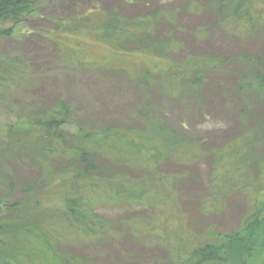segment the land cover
I'll return each instance as SVG.
<instances>
[{"label":"trees","instance_id":"1","mask_svg":"<svg viewBox=\"0 0 264 264\" xmlns=\"http://www.w3.org/2000/svg\"><path fill=\"white\" fill-rule=\"evenodd\" d=\"M51 1L0 0V40L11 36L15 26ZM263 5L264 0H227L226 16L236 23L237 30L241 29L237 23L242 21L249 23L251 30L264 22ZM171 16L156 10L127 17L94 7L58 20L51 39L68 66L88 64L122 73L145 91L154 77H161L173 91H199L206 73L226 60L211 54L174 58V36L154 37L159 23L175 25ZM88 44L101 46L109 56H90ZM248 61L254 71L242 80L240 88L246 96H264V58ZM29 70L22 59L0 52V95L17 90L28 79ZM74 116L67 102L59 99L32 110L24 122L0 132V255L11 263L49 264V258H55L60 264H85L81 256L59 248L61 243H93L114 234L109 219L99 213L100 205L130 207L155 200L163 210L178 177L163 173L162 164L173 160L193 166L203 156L197 142L149 109L138 116L136 125L87 124L77 126L73 134L67 133L65 126ZM262 132L264 128L247 132L212 152L217 173L201 202L205 211L219 210L226 195L233 193V186L246 195L249 216L239 228L219 235L217 241H208L211 236L206 235L202 238L205 244L196 246L178 238L185 242L181 250L175 245L169 247L177 264H264V151L253 163L249 157L250 151L259 153L258 148L264 146ZM98 157L104 160V168L97 165ZM21 159L31 172L19 179L5 162L18 163ZM251 167L258 172L252 180L246 176ZM16 192L21 197L12 199Z\"/></svg>","mask_w":264,"mask_h":264},{"label":"rangeland","instance_id":"2","mask_svg":"<svg viewBox=\"0 0 264 264\" xmlns=\"http://www.w3.org/2000/svg\"><path fill=\"white\" fill-rule=\"evenodd\" d=\"M220 2L224 5L220 6ZM226 5L227 0H52L13 27L11 36L0 40V52L22 59L30 69L28 79L17 90L0 95V132L24 122L32 110L63 99L75 115L65 126L67 133L73 134L77 126L87 124L136 125L138 116L149 109L203 149L200 162L193 166L179 165L173 160L162 164L163 173L178 177L167 194L170 202L163 210L155 200L130 207L102 204L99 213L109 219L114 234L93 243H61L59 249L81 256L85 264H177L169 247L175 245L181 250L185 242L178 238L196 246L204 245L202 238L206 235L212 237L208 241L216 240L219 235L239 228L249 216L251 208L246 195L233 186V193L222 200L221 209L201 208L208 183L217 173L212 152L227 147L247 132L264 128V96H246L240 88L242 80L250 78L254 71L249 58H264V22L251 30L246 21L238 22L244 31L237 30L236 23L226 16ZM94 7L127 17L156 10L170 13L175 25L159 23L154 37L174 36V58L184 60L188 54H211L226 61L206 73L196 92L189 88L173 91L161 77L152 78L145 91L140 83L128 81L122 73L88 64L68 66L51 39L57 22ZM87 46L90 56H109L101 46ZM261 136L264 140V132ZM258 149L259 153L250 151V162L264 151V146ZM96 161L104 168L103 159L98 157ZM5 164L19 179L31 172L22 159ZM255 169L247 171L250 180L258 177ZM10 197L19 198L21 194L16 192ZM181 256L184 258L182 253ZM49 261L60 264L55 258ZM12 262L0 255V264H16Z\"/></svg>","mask_w":264,"mask_h":264}]
</instances>
